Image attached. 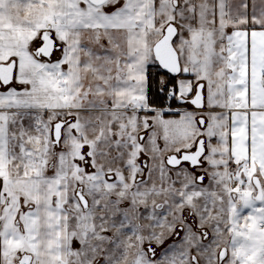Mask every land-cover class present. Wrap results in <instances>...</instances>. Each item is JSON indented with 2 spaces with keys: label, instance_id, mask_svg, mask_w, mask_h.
<instances>
[{
  "label": "snow or ice",
  "instance_id": "snow-or-ice-1",
  "mask_svg": "<svg viewBox=\"0 0 264 264\" xmlns=\"http://www.w3.org/2000/svg\"><path fill=\"white\" fill-rule=\"evenodd\" d=\"M0 264H264V0H0Z\"/></svg>",
  "mask_w": 264,
  "mask_h": 264
}]
</instances>
